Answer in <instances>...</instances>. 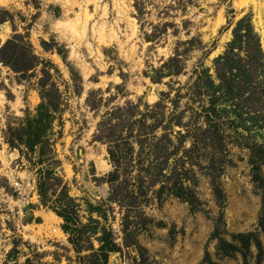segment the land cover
<instances>
[{
  "label": "rangeland",
  "instance_id": "rangeland-1",
  "mask_svg": "<svg viewBox=\"0 0 264 264\" xmlns=\"http://www.w3.org/2000/svg\"><path fill=\"white\" fill-rule=\"evenodd\" d=\"M245 262L264 0H0V264Z\"/></svg>",
  "mask_w": 264,
  "mask_h": 264
},
{
  "label": "trees",
  "instance_id": "trees-1",
  "mask_svg": "<svg viewBox=\"0 0 264 264\" xmlns=\"http://www.w3.org/2000/svg\"><path fill=\"white\" fill-rule=\"evenodd\" d=\"M218 71H220V70H218ZM221 74H222V76L220 74H219V76H220L221 81L223 82V79H225V73L221 71ZM223 83H225V81ZM183 139H185V137H183ZM213 141H215V140H213ZM195 142H196V144H195V146H196L197 145V141H195ZM117 148H119V147H115V146L111 147L110 148V155H111V158H112V161H113L114 165L118 169L119 168L118 164H119L120 157H119V151H117ZM114 174L117 175L116 172ZM110 182L113 185V181H110ZM252 236H254V235H250V236H247V237L245 236V238H247V241L243 240V239H242V241H240L242 246H243V248H245V249H241V248H239V247H237L235 245H231V244L226 245L225 244V246L231 250V252L228 253L229 256H233L234 254H237V252H239V253H241L243 255V258H246V256H245L246 253L245 252H248V251L250 252V247H251V239H250V237H252ZM235 237H238V240H239V238H240V240H241V238H244L243 235H238V236H235ZM256 244H257L256 246H257V249H258L259 253L262 255V253H263L262 244L260 242H258V243L256 242ZM245 264H246V262H245Z\"/></svg>",
  "mask_w": 264,
  "mask_h": 264
},
{
  "label": "bare ground",
  "instance_id": "bare-ground-1",
  "mask_svg": "<svg viewBox=\"0 0 264 264\" xmlns=\"http://www.w3.org/2000/svg\"><path fill=\"white\" fill-rule=\"evenodd\" d=\"M8 3V2H7ZM5 36V35H4ZM46 217V216H45ZM55 218V217H54Z\"/></svg>",
  "mask_w": 264,
  "mask_h": 264
}]
</instances>
